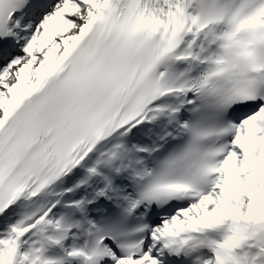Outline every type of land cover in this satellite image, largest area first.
I'll list each match as a JSON object with an SVG mask.
<instances>
[{"label": "snow or ice", "instance_id": "6c2138e0", "mask_svg": "<svg viewBox=\"0 0 264 264\" xmlns=\"http://www.w3.org/2000/svg\"><path fill=\"white\" fill-rule=\"evenodd\" d=\"M0 264H264V0H0Z\"/></svg>", "mask_w": 264, "mask_h": 264}]
</instances>
